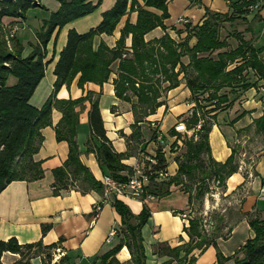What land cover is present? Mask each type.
Here are the masks:
<instances>
[{
    "label": "trees",
    "instance_id": "obj_1",
    "mask_svg": "<svg viewBox=\"0 0 264 264\" xmlns=\"http://www.w3.org/2000/svg\"><path fill=\"white\" fill-rule=\"evenodd\" d=\"M39 1L0 0V191L13 180L32 181L43 176L41 160H36L34 155L43 140L40 129L51 124V111L55 107L62 113L55 126L56 139L68 143V155L61 166L53 169V193L57 195L60 191L72 187L82 193L90 190L104 193L103 184L81 162L75 139V127L85 101L90 102L88 109L90 138L87 141V151L94 152L104 174L124 183L134 170L122 163V159L129 155V140L134 136L139 142L143 140L140 124L158 107L165 104L159 99L161 82H168L164 90L176 86L180 72L183 73L185 83L193 94L200 90L207 92L203 100L209 102L211 107L206 112H215L207 117L202 111L203 107L207 106L201 105V99L195 100L193 113L183 119L186 120L188 129L193 128L200 120L201 126L195 130L192 137L184 139L183 146L174 156L178 165L176 173L159 182H155L154 176H151L140 200L144 201L148 195H166L170 191V185L174 184L188 193L191 209L193 185L204 181L207 175L223 181L238 171L236 144L232 146L231 153L224 162L216 161L211 156L208 134L212 124L216 122L217 111L222 108L220 104L228 100L227 95L220 92L223 87L238 82H241L243 88L254 86L256 80L253 82L248 80L250 71L253 76L264 80V46L254 47L240 32H232L238 43L233 48L228 47L226 37L220 38L219 25L222 22L219 20L233 21L237 17L243 18L244 13L250 12L249 6L261 0L234 1L231 13L206 11L200 23L193 26L190 23L184 25L183 31L186 33L180 40L173 39L167 31L158 38L144 39V34L157 26L165 29L166 25L162 19L169 14L165 0H143L144 6L161 10V16L158 17L150 10L140 7L136 22H125L114 47L101 42L94 50L93 37L101 33L111 34L127 9H132L133 3L137 1L115 0L111 8L102 12V19L96 26L83 33L74 28L67 31L66 43L59 51L54 66L53 73L56 79L52 91L44 103L36 107L30 103V98L44 77L49 62L45 61L46 46L53 32L56 30L57 35L66 23L93 12L101 3V0L96 3L91 0H57L60 3L59 8L51 12L48 19L42 21L32 50L24 56L21 54L20 45H17L16 49L7 47L3 38L2 17L18 16L24 19L29 8L41 6ZM128 35L131 36L130 53L124 48V38ZM192 36L195 37V43L190 45L189 39ZM214 51L215 56H211ZM183 56H188L187 64L182 61ZM116 60L119 77L115 82L116 97L129 101L125 93L129 88L131 96L137 98V102L131 106L134 116L131 125L135 130L125 136L128 149L123 153L117 152L106 136L98 97L93 98L92 91H87L77 98L56 97L61 85H68L77 74L79 87H83L86 82L102 84L109 77L111 63ZM232 62H235V66L228 69ZM144 63H147V66H144ZM11 77L15 78L13 83H10ZM198 112H201L200 116L197 115ZM253 123L255 132L264 133V115L255 119ZM249 127H246V130ZM171 134L179 135L174 129L171 130ZM152 135L154 137V132ZM165 159L158 149L154 169L165 166ZM197 188L199 189H196V195L201 198L204 187L199 184ZM114 205L121 215L122 237L112 250L102 256V259H108L109 264H145L141 227L148 218L147 208L144 206L140 214L134 215L121 201L115 200ZM249 225L254 235L246 240L243 245L244 256L237 259L235 264H264V219L252 218ZM49 228L50 224H42V233L45 234ZM185 230L189 236L186 244L174 247L161 244L156 251L160 255L169 256L167 264H170L171 260H175L174 264H192L196 259L194 249L202 252L209 245H217L216 235L207 236L201 233L197 217H189ZM62 240L63 238H60L56 242L44 244L41 239L20 243L15 236L0 239V264H4L1 260L4 252L19 255L14 264H30L31 259L36 256H41L44 264L51 263L53 253ZM123 245L127 246L131 254L127 263H120L114 257ZM217 255L218 259L222 257L219 252ZM69 258L67 254L61 255L53 264H71Z\"/></svg>",
    "mask_w": 264,
    "mask_h": 264
},
{
    "label": "crops",
    "instance_id": "obj_2",
    "mask_svg": "<svg viewBox=\"0 0 264 264\" xmlns=\"http://www.w3.org/2000/svg\"><path fill=\"white\" fill-rule=\"evenodd\" d=\"M91 1L96 3L98 0ZM165 1L169 15L164 22L167 26H175L177 30H181V32L174 34L176 37L172 36L175 37V40H180V37L182 38L186 33L182 30L184 20H187L193 26L202 21L206 11L231 13L233 10L232 2L237 0ZM39 3L43 7L29 8L24 19L18 16L2 17V22L5 24L15 22L22 24L23 27L18 31L16 39L22 48L21 54L24 56L32 50V45L36 42L35 32L41 25V21L48 19L50 13L56 11L60 6L57 0H40ZM114 3L115 0H101V3L93 12L66 23L58 31V36L55 35L56 30L54 31L46 46L45 61L49 60V62L44 77L30 98L32 105L40 107L52 91L56 79L53 70L59 51L66 43L67 31L71 28L79 33L88 31L101 21L102 12L111 8ZM148 9L159 11L154 7H148ZM36 10L41 11L42 16L33 19L31 12ZM242 16L243 18L237 17L230 23L243 27L245 32L244 34L241 33L243 34L242 37L250 40L254 47L264 46V0L260 1L258 9L250 10ZM124 24L125 22L119 21L111 34H96L92 39L93 49H97L101 42L106 43L109 47H114ZM161 34H163V30L160 27H155L148 31L144 38L145 40H151L154 37H160ZM130 39L131 36L129 35L127 44L130 43ZM226 40L228 42L227 38ZM54 43L55 48H53ZM189 43L190 45L195 43L194 36L190 38ZM228 47L231 46L228 45ZM233 66H235V62L228 65V69ZM251 74L252 71L249 73L250 78L248 80L252 82L256 80L254 86L243 88L241 82H238L221 89L227 95L228 100L221 104L223 107L217 111L216 117L218 119L212 124L208 134L211 156L216 161L224 162L230 155L232 146L244 139L243 137L247 133L246 127L250 126L249 129H251L254 125L253 121L264 115V80ZM181 76L182 74L179 76L180 83L170 90L167 99L168 107H158L155 113L146 117V123L144 121L140 124L144 139L141 141V148L145 146L149 156L152 155L153 148L158 150L160 147L152 132L155 133L156 130H159L166 137L174 136L175 134H171L173 125L175 122L180 121L178 118H183L184 115L188 114L192 104H195L192 99L189 100L188 97L192 96L193 93ZM77 82L78 76L68 85H61L56 92V97L77 98L87 91H92L93 98L98 97L106 136L111 140L117 152H126L128 147L125 136L131 133V124L134 118L131 111L120 108L122 107L121 103L124 101L116 97L111 76L102 84L86 82L83 87H79ZM179 91L183 94L176 95ZM89 106L90 102L85 101L75 127V139L81 162L100 181L104 170L98 163L94 152L87 151V141L90 138L88 126ZM112 107L115 108L114 111H112ZM61 116V111L53 107L51 124L40 129L43 140L34 158L41 160L43 176L32 181L13 180L0 191V239L15 236L20 243L35 242L41 239L44 244H50L63 238L59 247H57L60 248L61 253L54 252L55 257L52 262H55L59 258L58 256L67 254L70 257L71 264H109L108 259H102V256L112 250L122 237L121 215L114 205V201L119 200L134 215L140 214L144 206L147 208L148 218L141 227L146 255L145 264H167L169 256L160 255L156 252L159 246L168 244L170 247H174L186 244L189 241V236L185 230V227L188 226V218H183L180 215L181 213L191 212L188 193L182 191L179 186L172 184L168 194L163 196L152 195L144 201L129 196L111 195L106 198L103 192L98 193L90 190L82 193L73 187L60 191V194H54L52 187L54 181L53 169L61 166L68 155V143L56 139L55 126ZM237 116L239 117L233 120ZM148 123L153 125L152 131L149 130V125H144ZM145 130L150 133L148 138L144 136ZM164 153L169 176L171 177L176 173L178 165L174 160V156L170 155L168 151ZM137 162L138 157L136 155L129 154L122 159V163L130 167L137 166ZM252 166H254V172L252 171L249 180L244 182L248 187V192L240 204V209L244 213L257 212L260 216L259 219H264V200L256 198L259 188L264 184V148L256 153V160ZM243 180L244 177L240 170L234 172L226 180L227 189L237 192V186L242 184ZM250 187L251 190H249ZM42 224H50V228L45 234L42 233ZM111 229L115 230V234L113 238L108 239L107 234ZM253 235V229L244 219L233 227L227 239H217L216 246L209 245L202 252L194 249L196 259L192 264H235V261L239 258L231 255ZM218 252L222 256L219 258L220 260L218 259ZM237 255L239 254L237 253ZM18 257V254L4 252L1 260L4 264H14ZM114 257L120 263H127L131 258V254L127 246L123 245L114 254ZM174 263L175 260H171L170 264ZM30 264L44 263L41 256H36L31 259Z\"/></svg>",
    "mask_w": 264,
    "mask_h": 264
},
{
    "label": "rangeland",
    "instance_id": "obj_3",
    "mask_svg": "<svg viewBox=\"0 0 264 264\" xmlns=\"http://www.w3.org/2000/svg\"><path fill=\"white\" fill-rule=\"evenodd\" d=\"M133 5L134 6L132 7V9H130V8L127 9V12L125 13V15L122 16L121 20H119L120 22H136L137 14H138V11L140 10L139 8L143 7L144 9H148V7L143 5V0H137L135 3H133ZM40 7H43V6H40ZM148 10H150V9H148ZM157 10H159V9H157ZM150 11L153 12L154 14H156L158 17H160L161 14H162L161 10H159L158 12H156L154 10L153 11L150 10ZM41 16H42V12L41 11L36 10V11H32L31 12V17L33 19L39 18ZM167 18L168 17H165V18L162 19V22L164 24H165L164 21ZM185 21L182 24L183 26L185 24L189 23V22H187V20H185ZM219 22H222L219 25L220 38H225L226 37L228 39V45L233 48L234 46L237 45L238 41L234 38V36L232 35V32H240V33L244 34L245 31H244L243 27H240V26H238L235 23H230V22H233L232 20L231 21L219 20ZM41 25H42V21H41ZM41 25L36 30L35 37H36V34L39 31ZM22 27L23 26H22L21 23L15 22V23L5 24L3 22V30H4L3 38H4V40L6 42V45H7V47L9 49H16L17 45H19V43H18L16 38H17L18 31ZM157 27H160V26H157ZM160 28L163 30V34L166 31L168 33L170 31L169 35L171 37L175 36L174 35L175 33H178L177 32V28L175 26H167L166 25L165 29H163L162 27H160ZM168 29H169V31H168ZM183 29L184 28H182V30ZM163 34H161L160 36H162ZM56 36H58V33H57ZM128 36H126L124 38V48L127 50V52L130 53L129 50H130V44L131 43L127 44ZM154 38H158V37H154ZM154 38H152V39H154ZM180 39H182V38L180 37ZM189 41H190V39H189ZM55 43H56V39H55ZM55 43H54L53 48H55ZM104 44H106V43H104ZM215 54H216V51L211 53V56H215ZM182 61L185 64H187L188 61H189L188 56H183L182 57ZM116 62H117V60L115 62L111 63V65H110L111 70H110V74H109V77L111 76V79H112L114 90H115V82H117V79L119 78L118 77V68H117V63L118 62L117 63ZM114 63H115V65H114ZM144 66H147V63H144ZM178 69H179V67L177 66L176 70H178ZM180 74H182L181 78L184 79L183 73L180 72L179 75H178V79H179L178 80L179 81L178 84L181 81V79L179 77ZM76 76H79V74H77ZM14 81H15V78L11 77L10 83H13ZM167 84H168V82H166V81L165 82H161V84H160L161 96L159 97V99L164 101L165 104H163L162 106H164L165 108L168 107L167 99H168V95L170 93V90L175 87L174 86V87H172L170 89L164 90L165 86H167ZM136 85H137V83H136ZM220 92L222 93V91H220ZM114 93H115V91H114ZM125 93H126L127 98L129 99V101L123 100L124 102L121 103L122 107H120V108L121 109H128L129 111L132 112V107L131 106H132L133 103L137 102V98L135 96L134 97L131 96V90L129 88L126 89ZM182 94H183V92L179 91L176 95H182ZM206 94H207L206 91L202 92L200 90V91L196 92V94L194 93V94H192V96H189L188 98H189V100L192 99L194 101V103H195L196 99H201L202 100L201 101V105L207 106V107H203L202 111L205 113V115H207V117H209V116H212L213 113H210V112L207 113L206 112L207 110H210V107H208V105L210 106V103L203 100V98L207 96ZM93 95L94 94H92V96ZM220 106H222V105L220 104ZM114 110H115V108H113L112 111H114ZM192 113H193V109L190 108L189 113L184 115L183 118L184 117H190ZM132 114H133V112H132ZM200 114H201V112L197 113L198 116H200ZM133 118H134V116H133ZM183 118H178V120L183 121L184 120ZM216 119H218V117H216ZM133 121H134V119H133ZM144 121H143V123H144ZM145 123H146V121H145ZM149 123L147 125L146 124H144V125L145 126L149 125L148 126L149 130L152 131V128H153L152 126L153 125H151ZM184 123L187 124L186 120H184ZM196 129L197 128H196V125H195L193 128L189 129L190 133H188V134L185 133L184 135H181V134L178 133L179 135H177V137L181 139L182 146H183L184 139H187L188 137H192ZM132 130L134 131L135 129L131 128V132H132ZM246 132L247 133L243 137L244 139H241L240 143L236 144V147L238 149V158H237V161H238V164H239L238 170H240L242 172V175L244 177V180H243L242 184L237 186V192L236 191H229L227 189L226 180L221 181L219 179L210 177L208 175H207L208 177L206 176L204 181H202V180L199 181L198 183L193 185L192 188H191L192 206H191V209H190L191 210L190 218L191 217L192 218L193 217L199 218V224H200V228H201V233L205 234L207 236L216 235L217 236L215 238L216 240L220 239V238L221 239H227L230 236V233H231V230L233 229V227L237 223H239L240 221H243L245 219V221H247L249 223V220L252 219V218H260V216H259V214L257 212L256 213H254V212L244 213L240 209V204L242 203V201L244 200V198H245V196H246V194L248 192V187L244 184V182L249 180L250 173L254 169V166H252V164L256 160V153L259 150H261L262 148H264V133L255 132V126L254 125L252 126L251 129L246 130ZM149 134H150L149 131H147V130L144 131V136L146 138H148ZM129 144H130L129 145V154L136 155L138 157L137 166H143L144 164H146L148 162L147 158L149 157V153L146 151V147L144 146V147L141 148L142 144H141V142H139V139H137L136 136L131 137V139L129 140ZM156 153H157V150H155L153 148V152H151V154H155L156 155ZM176 154L177 153H175V155H173V156H176ZM132 168H134V167H132ZM169 177L170 176H168V178ZM155 182H158V181H155ZM199 184L204 187V192H203L201 198H199L196 195V189H199V188H197V186ZM251 189L252 188L250 187L249 190H251ZM256 198H257V194H256ZM245 242L240 246L239 249H237L235 251V253H233V255H231L232 257L243 258V256H244L243 245L245 244ZM55 252L57 254L61 253L60 249L59 250L55 249ZM237 253L239 255H237ZM58 257H60V256H58ZM47 264H53V262L47 263Z\"/></svg>",
    "mask_w": 264,
    "mask_h": 264
},
{
    "label": "built area",
    "instance_id": "obj_4",
    "mask_svg": "<svg viewBox=\"0 0 264 264\" xmlns=\"http://www.w3.org/2000/svg\"><path fill=\"white\" fill-rule=\"evenodd\" d=\"M260 7V2L254 3L249 6L250 10L258 9ZM185 21V20H184ZM186 22V21H185ZM195 104H192L190 108L193 109ZM191 112V111H190ZM201 126V120L196 124V128ZM173 129L175 132L184 135L185 133H190L189 129H187L186 124L184 121H177L173 125ZM154 139L160 145L159 149L160 152L165 156L166 151L170 153V155H175L177 151H179L180 147L182 146V141L177 135L172 137H166L162 134L159 130H156L154 133ZM148 162L143 166H136L133 169V172L128 176V179L124 182V187H116V179H114L111 175L103 174L101 176L100 182H108V191L105 192L104 197H109L111 195L114 196H124L127 192H134V198L140 199L143 193L145 192V188L150 182V177L154 176L153 179L155 181H163L168 178L169 172L167 169V162L166 165L160 169H154L153 164L156 163V155L152 154L148 158ZM166 161V159H165ZM152 195H148L150 197ZM145 198V199H146ZM258 200H264V184L259 188L257 193ZM98 209V207H97ZM183 218L190 217V212H185L180 214ZM115 234V230H109L107 237L108 239L113 238ZM60 248H57L59 250Z\"/></svg>",
    "mask_w": 264,
    "mask_h": 264
},
{
    "label": "bare ground",
    "instance_id": "obj_5",
    "mask_svg": "<svg viewBox=\"0 0 264 264\" xmlns=\"http://www.w3.org/2000/svg\"><path fill=\"white\" fill-rule=\"evenodd\" d=\"M102 184H103V191L105 194V192L108 191V182H102ZM116 187H124V183H120L116 180ZM124 196L134 197V192H127V194H124Z\"/></svg>",
    "mask_w": 264,
    "mask_h": 264
}]
</instances>
